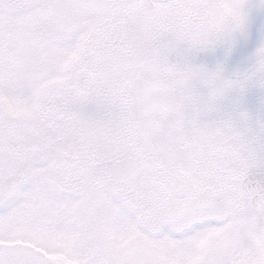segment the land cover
<instances>
[{
  "label": "snow or ice",
  "instance_id": "1",
  "mask_svg": "<svg viewBox=\"0 0 264 264\" xmlns=\"http://www.w3.org/2000/svg\"><path fill=\"white\" fill-rule=\"evenodd\" d=\"M0 264H264V0H0Z\"/></svg>",
  "mask_w": 264,
  "mask_h": 264
}]
</instances>
